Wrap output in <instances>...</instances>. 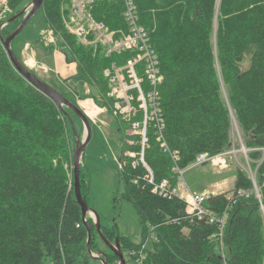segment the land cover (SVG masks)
Returning <instances> with one entry per match:
<instances>
[{
	"label": "trees",
	"instance_id": "trees-1",
	"mask_svg": "<svg viewBox=\"0 0 264 264\" xmlns=\"http://www.w3.org/2000/svg\"><path fill=\"white\" fill-rule=\"evenodd\" d=\"M133 2L160 59L162 79L157 88L165 126L159 139L155 124L149 123L145 149L154 181L168 179L175 187L179 182L176 164L185 169L200 153L216 155L230 150L233 123L243 133L246 146L252 148L249 156L258 161L262 151L257 148L264 147V0ZM20 3L10 1L11 15L21 10ZM69 6V0H45L42 6L49 30L77 62L71 83L54 86L67 97L70 93L79 96L80 87L92 86L112 110L114 100L104 71L114 62L125 64L134 51L108 55L103 46L81 43L65 24ZM124 11V0H98L92 7L97 21L128 32ZM11 32L7 30L3 36ZM252 47L250 64L242 69L240 63ZM143 86L149 91L146 79ZM133 92L138 95L136 89ZM68 113L80 120L17 70L0 36V264H79L83 258H94L74 194V170L66 168V163L73 164L75 148ZM114 117L118 128L126 132L144 113L139 110L131 118ZM124 137L125 152L141 150L140 143L129 142L139 140L140 134ZM174 152L178 160H174ZM120 161L122 197L136 205L144 227L140 243L119 235L122 249L139 251L153 238L141 264H264V160L257 170L261 199L241 168L232 188L208 194L207 208L218 214L229 211L223 242L226 257L216 223L207 215L188 214L180 196L154 192V184L145 179L146 167L134 166L125 153ZM80 175L88 202L83 163ZM239 189L251 192L231 198ZM90 223L94 249L98 231L93 220ZM102 228L110 240L117 235L115 229ZM140 257L133 254L132 259ZM107 259L109 264L120 260L115 253L107 254Z\"/></svg>",
	"mask_w": 264,
	"mask_h": 264
},
{
	"label": "rangeland",
	"instance_id": "rangeland-1",
	"mask_svg": "<svg viewBox=\"0 0 264 264\" xmlns=\"http://www.w3.org/2000/svg\"><path fill=\"white\" fill-rule=\"evenodd\" d=\"M10 1L11 0H0V22H5L13 16L11 13L14 10H12ZM20 1L21 3L18 7L22 10L32 0ZM3 9H6V12L1 14ZM23 18L24 17L21 16L15 19L14 22L12 21L13 23L11 22L4 25L2 27V36H6L7 30H15L20 25ZM2 24L0 26H2ZM59 44V39L49 30L43 8L31 18L26 27L12 42L13 49L16 54H20V58L23 62L34 71L39 78L53 86L57 84L68 85L71 83L70 78L77 73L76 60L72 59L71 56L69 57L66 54L67 49ZM92 45L97 46L94 43H92ZM252 52L253 47L245 53L244 59L240 63L242 69H246L249 66ZM60 54H64V58L67 61L66 67L59 68L57 66V63L60 64L63 62V60L60 59ZM28 62L34 63L30 65ZM80 88L81 95L78 96L76 93H70L68 98L86 112L91 125L90 140L82 158L87 177L89 206L98 214L103 227L116 230L117 235L115 238L122 235L129 238L131 241L140 243L142 241V231L144 228L141 216L133 201L122 197L124 186L119 177L120 159L123 157L124 153H126V140L124 135L135 134V131L132 126L129 127L126 132L118 128L119 121L114 117L116 115L113 114L109 106L104 104L100 96L98 94L96 95V91L92 86L85 85ZM74 122L78 133L77 138L83 139L86 135L83 121L81 119L79 120V118H75ZM233 124V139L230 150L228 151L235 149L236 153L232 152L226 155L229 167L220 168L207 162L195 166L191 165L184 169L185 181L193 191H203L208 194L227 191L234 186L238 168H241L247 173L253 183L254 181L257 182L258 163L256 159L254 160L249 156L251 150L250 147L246 146L243 133L239 126L235 123ZM73 135L71 136V143L75 147L76 137ZM253 163H256V165H253ZM70 166L72 168L73 164L71 163L70 165L66 163V168L70 169ZM250 166L253 168V172H251ZM252 174L255 177L254 179L252 178ZM69 175L71 176V172H69ZM254 188H256L255 184ZM95 213L91 212V214H88V220L91 219L94 223L96 219ZM115 238L112 240L114 241ZM94 240L95 248L92 250L96 254L99 250L109 255L114 253L98 233L94 236ZM152 245L153 238L149 237L139 251L132 248L130 253L128 248L123 249L128 264H141V260L144 259L145 248H151ZM133 254H139L141 257L139 260H133ZM116 262L117 261H114L110 264ZM119 263L120 260L118 264ZM79 264H101V261L96 258H89L88 260L83 258Z\"/></svg>",
	"mask_w": 264,
	"mask_h": 264
},
{
	"label": "built area",
	"instance_id": "built-area-1",
	"mask_svg": "<svg viewBox=\"0 0 264 264\" xmlns=\"http://www.w3.org/2000/svg\"><path fill=\"white\" fill-rule=\"evenodd\" d=\"M96 1L98 0H69V14L67 16L64 15L65 24L68 31L74 34L81 43H94L103 46L108 55L115 52L120 53L125 50L134 51L133 56L125 64L119 65L114 62L104 71L110 87L109 96L114 100L112 107L113 114L116 116L122 115L124 118H131L139 110H142L144 113L143 119L134 120L131 124L135 131L134 133L141 135L140 139L137 141H129L130 144L140 143L141 150L134 151L133 149H129L125 153L126 157H131L134 166L142 164L146 167L148 173L145 175V179L154 184V192H159L165 196L173 194L180 196L186 202V211L193 217L203 218L207 215L210 222L217 224L219 229L218 234L220 239L223 240L229 211L226 210L218 214L216 211L207 208L205 203L209 196L208 193L193 191L185 181L184 168H181L177 164L174 166V170L178 173L179 187H173L168 179L156 183L154 181L153 170L145 160V149L148 146L147 129L149 123L152 122L155 124V132L158 138L161 139L165 121L159 105V92L157 88L162 79L160 59L150 42L148 31L139 22L136 5L133 0H124V15L129 25V31L126 32L122 29H111L106 23L96 20L92 12V7ZM5 12L6 9H3L1 14ZM50 31L53 34V31ZM140 69H142L141 73H139ZM145 79L150 86L147 92L143 86ZM134 89L138 91V95L133 92ZM135 100L139 101L138 105L135 104ZM250 150L252 151V148ZM257 150L262 151V156L257 161L259 166L264 160V147L257 148ZM232 152L236 153V150L225 151L216 155H210L206 152L200 153L192 165L195 166L209 162L214 166L227 168L229 167V162L226 155ZM172 156L174 160L179 159L177 152H174ZM120 167L123 168L121 161ZM250 169L253 172L251 166ZM252 178H255L253 174ZM254 184L256 188L253 189V192L261 199L262 194L259 185L256 181H254ZM250 192V190L239 189L231 195V198L249 196ZM222 255L226 257L224 248H222Z\"/></svg>",
	"mask_w": 264,
	"mask_h": 264
},
{
	"label": "water",
	"instance_id": "water-1",
	"mask_svg": "<svg viewBox=\"0 0 264 264\" xmlns=\"http://www.w3.org/2000/svg\"><path fill=\"white\" fill-rule=\"evenodd\" d=\"M45 0H32L29 4H27L21 11L10 17L8 20L3 22L2 26H0V36L2 37L3 44L6 48V51L11 58L13 64L17 68L20 73L25 76L30 83L36 86L39 90L47 94L50 98H52L61 109L66 111V108H69L76 115L80 117L85 126L86 135L83 139L77 138L78 133L76 129L75 122L70 113H68L69 121L72 124L75 140V148L73 150V173H74V194L75 198L81 206L82 210V218L84 220L85 226L88 230V250L92 257L99 259L103 262V264H109L107 259V253L104 251H98L97 254L93 252L91 248V237H92V226L90 220H88V214L95 211L89 206L85 196L82 193L81 187V166H82V158L84 155L85 148L90 140L91 135V125L90 120L86 112L73 101H71L67 96L62 94L58 89H56L53 85L47 83L38 77V75L32 71L23 60L16 54L13 49L12 42L13 40L22 32V30L26 27L31 18L42 8ZM23 16V20L20 25L13 30L7 37L2 36V27L6 24L11 23L15 19ZM95 226L103 241L109 246V248L119 256L120 263L119 264H127L125 259V254L122 249V245L120 243V237L117 236L114 241L110 240L103 231L102 224L100 222V217L96 214ZM92 216V215H91ZM93 217V216H92ZM94 219V217H93Z\"/></svg>",
	"mask_w": 264,
	"mask_h": 264
},
{
	"label": "crops",
	"instance_id": "crops-1",
	"mask_svg": "<svg viewBox=\"0 0 264 264\" xmlns=\"http://www.w3.org/2000/svg\"><path fill=\"white\" fill-rule=\"evenodd\" d=\"M56 50H57V49H56ZM60 59L63 60V62L60 63V64L57 63V66H58L59 68L66 67V63H67V61H66L65 58H64V54H60ZM28 63H29V62H28ZM32 63H34V62H31V63H29V64L32 65ZM196 192L206 193V192H203V191H196ZM223 192H224V191H223ZM218 193H222V192H218Z\"/></svg>",
	"mask_w": 264,
	"mask_h": 264
},
{
	"label": "bare ground",
	"instance_id": "bare-ground-1",
	"mask_svg": "<svg viewBox=\"0 0 264 264\" xmlns=\"http://www.w3.org/2000/svg\"><path fill=\"white\" fill-rule=\"evenodd\" d=\"M163 181V180H162ZM154 187V186H153ZM174 187V186H173ZM175 187H179V182H178V184H177V186H175ZM159 193V192H158ZM161 194V193H160ZM163 195V194H162ZM173 195H176V194H173ZM165 196V195H164ZM169 196V195H168ZM170 196H172V195H170ZM223 242H224V238H223V240H221L220 239V245H221V249L222 248H224V245H223Z\"/></svg>",
	"mask_w": 264,
	"mask_h": 264
},
{
	"label": "flooded vegetation",
	"instance_id": "flooded-vegetation-1",
	"mask_svg": "<svg viewBox=\"0 0 264 264\" xmlns=\"http://www.w3.org/2000/svg\"><path fill=\"white\" fill-rule=\"evenodd\" d=\"M115 240V239H114ZM111 252V251H110Z\"/></svg>",
	"mask_w": 264,
	"mask_h": 264
}]
</instances>
